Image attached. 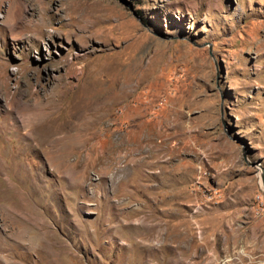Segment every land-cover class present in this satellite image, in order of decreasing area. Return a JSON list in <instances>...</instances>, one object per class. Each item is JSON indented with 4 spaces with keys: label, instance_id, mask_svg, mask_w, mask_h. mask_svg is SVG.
<instances>
[{
    "label": "rangeland",
    "instance_id": "obj_1",
    "mask_svg": "<svg viewBox=\"0 0 264 264\" xmlns=\"http://www.w3.org/2000/svg\"><path fill=\"white\" fill-rule=\"evenodd\" d=\"M0 79L88 121L61 153L0 133V264H264V0H0Z\"/></svg>",
    "mask_w": 264,
    "mask_h": 264
},
{
    "label": "bare ground",
    "instance_id": "obj_2",
    "mask_svg": "<svg viewBox=\"0 0 264 264\" xmlns=\"http://www.w3.org/2000/svg\"><path fill=\"white\" fill-rule=\"evenodd\" d=\"M13 19L15 26L22 25V32L26 33L30 31L32 32L35 29H40L39 33H44L42 28L44 25H27V20L23 17L20 11L13 15ZM10 25L12 26V24ZM33 33L34 32H32V34ZM28 69H30V67L22 69L19 68L16 70L17 72H20L28 71ZM7 83L8 82L3 80L0 81V95L6 99L7 104L10 102L13 104L11 112L15 114L16 122L10 124L7 129L0 130V133L5 137V139H7L6 137L10 135H17L20 133L22 137L24 136V138L30 141L37 142V145L31 144L28 145V148H34L36 153L39 155L44 150H52L56 151L57 153H61L66 149V145H62L64 141L68 140L72 135L75 136L77 132L82 133L86 131V126L84 129H82V127H84L88 121L80 122V120L86 114H84L85 111L84 108L81 107L82 105L79 106L80 104L78 105V103L76 105H73V103H69V105L63 104L65 94L72 91L69 86L70 83L62 82V84L55 85L54 87L52 86V90L50 89V92H45L42 88L33 90L32 86L29 85L22 97H19L17 91L11 93V88ZM60 93H62V95ZM106 99L107 95H99L96 96L93 101H91V104L93 102H104V104H109ZM67 109H69V111ZM6 212L13 213V210ZM15 218L25 227L24 232L22 231L23 234L21 239L28 240L44 237L50 240V229L47 225H45L44 222H42L40 216L37 213L21 211L15 215ZM52 244L55 245V243Z\"/></svg>",
    "mask_w": 264,
    "mask_h": 264
},
{
    "label": "water",
    "instance_id": "obj_3",
    "mask_svg": "<svg viewBox=\"0 0 264 264\" xmlns=\"http://www.w3.org/2000/svg\"><path fill=\"white\" fill-rule=\"evenodd\" d=\"M244 158H245V155L243 154ZM246 160V159H245ZM262 174L261 176V181H262V186L264 188V174H263V171L260 172Z\"/></svg>",
    "mask_w": 264,
    "mask_h": 264
}]
</instances>
